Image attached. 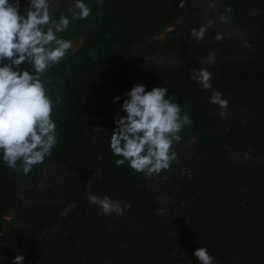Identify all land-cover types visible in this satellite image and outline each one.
Returning a JSON list of instances; mask_svg holds the SVG:
<instances>
[{"label":"trees","instance_id":"16d2710c","mask_svg":"<svg viewBox=\"0 0 264 264\" xmlns=\"http://www.w3.org/2000/svg\"><path fill=\"white\" fill-rule=\"evenodd\" d=\"M101 1L109 33L84 39L71 63L56 64L41 78L48 83L63 66L68 72L53 93L57 145L51 156L24 175L8 168L0 152V264H12L16 255H24L23 264H187L185 248L200 264L194 256L200 247L214 264H264V0H184L183 9V0ZM20 3L24 14L28 0ZM75 3L50 0V15L58 21L56 6L66 5L61 14L70 20L58 38L69 40L81 28L69 11H78ZM228 6L231 23H222ZM209 19L214 26L196 42L191 30ZM170 27L171 36L160 40ZM217 34L224 39L216 41ZM212 52L216 59L208 65ZM200 67L212 73V90L228 101L223 118L224 110L209 103L212 90L190 78ZM20 70L34 73L30 64ZM135 84L146 91L167 88L193 121L174 143L191 141V156L181 163L186 173L171 178L181 197L179 230L159 213L150 187L157 175L146 178L127 162L118 167L122 157L110 149L114 118L126 115L121 105ZM117 96L121 100L113 103ZM92 128L102 129L96 144L86 137ZM90 195L131 209L104 215ZM67 204L74 208L66 219L61 210ZM75 212L82 213V228L49 230L59 221L68 224ZM12 215L24 216L21 226L6 221Z\"/></svg>","mask_w":264,"mask_h":264},{"label":"clouds","instance_id":"9594fccd","mask_svg":"<svg viewBox=\"0 0 264 264\" xmlns=\"http://www.w3.org/2000/svg\"><path fill=\"white\" fill-rule=\"evenodd\" d=\"M178 6L183 9L184 0ZM20 8V0H0V63L8 61L0 66V152L8 168L27 175L34 165L50 157L57 145V125L51 119L53 101L41 78L66 57L72 42L58 38V33L69 30L70 20L64 15L58 21L54 19L50 15V0H28L24 14H20ZM208 8L214 10L215 3H209ZM75 9L78 11L69 9L72 22L90 15L83 0H76ZM225 12L228 15L221 14L220 21L231 23V7H226ZM252 15H260L259 10H253ZM213 26L214 21L209 19L198 30L193 28L190 35L202 42ZM214 39L221 41L224 36L217 34ZM215 59V52L209 53L204 63L211 65ZM23 64L32 65L34 73L21 71ZM190 78L202 90H212V73L207 68L193 69ZM167 93L165 87L146 91L145 85L135 84L125 94L121 111L126 115L116 114V127L110 139L113 155L122 157L115 161L118 167L127 162L135 172L152 178L168 170L173 161L178 162L173 145L181 141V131L193 121L189 115L181 114L180 105ZM120 100L117 96L112 102ZM209 103L224 110L220 112L221 118L226 115L228 101L219 91H211ZM88 200L104 215L122 216L125 209H131L130 203L122 207L121 202L107 196L90 195ZM194 256L200 264H214L206 248H198ZM24 259V255H16L12 264H23Z\"/></svg>","mask_w":264,"mask_h":264},{"label":"rangeland","instance_id":"374dc122","mask_svg":"<svg viewBox=\"0 0 264 264\" xmlns=\"http://www.w3.org/2000/svg\"><path fill=\"white\" fill-rule=\"evenodd\" d=\"M90 9V15L86 19H82L80 21L81 28L77 35H75L73 38L69 39L72 42V47L68 50L66 53V57L62 59L59 63H71L72 59L70 57L75 54L81 47L83 40L88 38H96L97 40L101 39L102 36L109 33L110 28L106 26V10L104 7V4L101 0H91L90 3L87 5ZM66 5H57L56 11L59 12L60 15L63 13V11L66 9ZM173 31V28H168L165 32H163L159 39L164 40L166 37H170V32ZM4 63H8V61H4L0 63V66H3ZM58 63V64H59ZM59 70H61V73L55 72L52 76V79L48 83H44L45 88L48 92L49 97L53 100L54 94L57 91L56 87L58 84H62V77L67 76L68 72L67 69L61 67ZM54 93V94H53ZM92 130H96L98 133V141L101 138L102 135V129L101 128H92L86 131V137ZM88 139V137H87ZM89 140V139H88ZM90 142V141H89ZM98 143V142H97ZM191 144L190 142H187L185 144H175L173 145L174 150L177 153L178 156V162L173 161L171 164V167L168 170H162L159 175H157L150 187L152 190V193L156 197V199L160 202L161 208L159 210V213L163 217L164 221L168 223L171 227L175 228L176 230H179L181 228V222L178 220V216L181 212L180 208L181 206L178 205V202L180 200V196L177 194V189L175 187V184L172 182V175L176 173L183 174L186 173V168L181 167V163L183 162L182 159H186V157H190L191 153L189 155V146ZM189 159V158H188ZM171 176V177H170ZM97 179V175L91 177L90 183L88 185V189H90V185L94 182V180ZM62 203V200H59ZM74 208V205L67 204L62 210L61 214L64 215L66 219L68 218V215H66L69 210H72ZM23 215H12L6 218L7 222H12V225L14 227L21 226L22 222L20 221L23 219ZM79 217H83L81 212H75V214H71L69 217L68 224H65L63 226L60 225V221L57 223V226H53L51 229H49L52 232H56L59 229H66L72 230L74 228H82V222L78 221L77 219ZM15 220V221H14ZM14 222V223H13ZM60 225V227H58ZM184 255L187 258V264H193L191 260V253L188 249H184Z\"/></svg>","mask_w":264,"mask_h":264},{"label":"water","instance_id":"95a60500","mask_svg":"<svg viewBox=\"0 0 264 264\" xmlns=\"http://www.w3.org/2000/svg\"><path fill=\"white\" fill-rule=\"evenodd\" d=\"M87 137L91 144H96L98 142V133L96 130H92Z\"/></svg>","mask_w":264,"mask_h":264}]
</instances>
